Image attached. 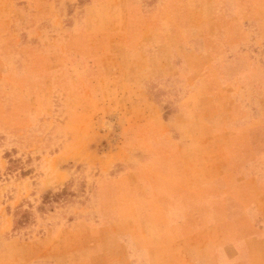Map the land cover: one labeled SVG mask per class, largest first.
<instances>
[{"label": "rangeland", "instance_id": "374dc122", "mask_svg": "<svg viewBox=\"0 0 264 264\" xmlns=\"http://www.w3.org/2000/svg\"><path fill=\"white\" fill-rule=\"evenodd\" d=\"M256 202L264 0H0V264H213Z\"/></svg>", "mask_w": 264, "mask_h": 264}, {"label": "crops", "instance_id": "0c3cea01", "mask_svg": "<svg viewBox=\"0 0 264 264\" xmlns=\"http://www.w3.org/2000/svg\"><path fill=\"white\" fill-rule=\"evenodd\" d=\"M244 174L246 173L244 172ZM212 185L215 186L216 184L215 185L212 184ZM212 185L206 186V192H208L209 190H213L214 187ZM216 186H215L216 188L222 190V187L220 185H216ZM192 192L196 197L195 203L198 202L197 201L198 199L200 202L203 203L204 207L212 206L213 203L216 201L214 199H210L208 193L203 199L202 198L203 196H201L198 192H196L195 189H193ZM240 201H243V199L241 198ZM237 204L239 205V203ZM256 205H257V210L260 213V218L261 219L263 218L264 220V205L259 206L257 202ZM239 207L240 209L242 208V213H244L243 210H248L245 209V206L243 207L239 205ZM194 212L197 213L198 210L196 209ZM223 217L224 216H222L220 222H218L216 219H213L212 222L213 223L212 225H219L220 227L219 232L221 233V238L225 240L223 247L214 252L215 258L213 264H229L227 255L224 256L223 253V251L225 250L227 251L232 250L234 251V255L237 256L236 260H234L233 263L230 264H234V262L235 264H264V235L258 236L252 233L253 225L250 224V220L248 216L247 215H242L238 217L235 216L236 218H233L231 220H227ZM182 228L186 229L185 226H182ZM207 230L210 229L205 228L204 230H200L198 232L189 231V238H195L197 234L200 233L203 234Z\"/></svg>", "mask_w": 264, "mask_h": 264}]
</instances>
